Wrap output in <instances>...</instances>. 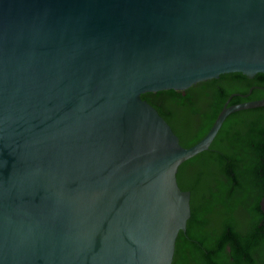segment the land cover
<instances>
[{"label": "water", "instance_id": "obj_1", "mask_svg": "<svg viewBox=\"0 0 264 264\" xmlns=\"http://www.w3.org/2000/svg\"><path fill=\"white\" fill-rule=\"evenodd\" d=\"M235 73L264 74V0H0V264H172L178 168L264 99L183 148L141 95Z\"/></svg>", "mask_w": 264, "mask_h": 264}, {"label": "trees", "instance_id": "obj_2", "mask_svg": "<svg viewBox=\"0 0 264 264\" xmlns=\"http://www.w3.org/2000/svg\"><path fill=\"white\" fill-rule=\"evenodd\" d=\"M229 98V106L264 99V74L251 78L226 74L185 91L141 95L169 125L183 148L194 146L208 133ZM176 179L180 190L190 193L191 216L186 230H204L206 216L221 208L222 230L237 248L239 238L231 221L234 210L250 213L254 228L264 219L259 206L264 196V107L228 116L208 151L184 162ZM181 235L176 239L175 252ZM212 247L207 250L216 252Z\"/></svg>", "mask_w": 264, "mask_h": 264}, {"label": "flooded vegetation", "instance_id": "obj_3", "mask_svg": "<svg viewBox=\"0 0 264 264\" xmlns=\"http://www.w3.org/2000/svg\"><path fill=\"white\" fill-rule=\"evenodd\" d=\"M206 220L204 230L182 232L173 264H206L205 261L211 260L215 261L213 264H264V219L254 228L250 213L241 208L234 210L231 221L239 238L237 248L232 245V237L222 230L221 208L208 214ZM212 245L216 252L210 253L207 249L211 250Z\"/></svg>", "mask_w": 264, "mask_h": 264}]
</instances>
